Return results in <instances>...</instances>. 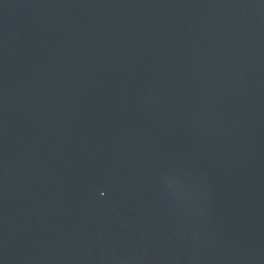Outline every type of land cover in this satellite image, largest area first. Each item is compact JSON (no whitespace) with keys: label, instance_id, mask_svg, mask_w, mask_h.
I'll return each mask as SVG.
<instances>
[{"label":"water","instance_id":"water-1","mask_svg":"<svg viewBox=\"0 0 264 264\" xmlns=\"http://www.w3.org/2000/svg\"><path fill=\"white\" fill-rule=\"evenodd\" d=\"M0 264H264V0H0Z\"/></svg>","mask_w":264,"mask_h":264}]
</instances>
